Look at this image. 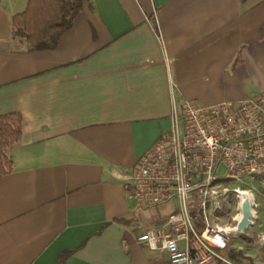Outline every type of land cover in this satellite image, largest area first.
Returning a JSON list of instances; mask_svg holds the SVG:
<instances>
[{
  "label": "crops",
  "instance_id": "obj_1",
  "mask_svg": "<svg viewBox=\"0 0 264 264\" xmlns=\"http://www.w3.org/2000/svg\"><path fill=\"white\" fill-rule=\"evenodd\" d=\"M26 3L0 0V114L21 115L0 175V264L73 248L65 264H171L136 239L163 212H140L124 181L183 100L264 91V0H82L38 50L11 36ZM249 244L209 264H264V238Z\"/></svg>",
  "mask_w": 264,
  "mask_h": 264
},
{
  "label": "built area",
  "instance_id": "obj_2",
  "mask_svg": "<svg viewBox=\"0 0 264 264\" xmlns=\"http://www.w3.org/2000/svg\"><path fill=\"white\" fill-rule=\"evenodd\" d=\"M171 121L123 184L137 207L173 205L161 223L137 224L136 239L164 252L171 264L225 261L239 232L242 191L250 195L252 224L256 217L254 193L241 185L264 187V91L207 105L185 99Z\"/></svg>",
  "mask_w": 264,
  "mask_h": 264
},
{
  "label": "trees",
  "instance_id": "obj_3",
  "mask_svg": "<svg viewBox=\"0 0 264 264\" xmlns=\"http://www.w3.org/2000/svg\"><path fill=\"white\" fill-rule=\"evenodd\" d=\"M81 3L82 0H27L24 9L12 16L11 36L24 42L28 50L53 48L60 35L71 27ZM20 132L18 112L0 114V175L12 168L7 150L18 140ZM74 250H62L56 258L57 264H65Z\"/></svg>",
  "mask_w": 264,
  "mask_h": 264
},
{
  "label": "rangeland",
  "instance_id": "obj_4",
  "mask_svg": "<svg viewBox=\"0 0 264 264\" xmlns=\"http://www.w3.org/2000/svg\"><path fill=\"white\" fill-rule=\"evenodd\" d=\"M243 188H248L254 193L255 197V220L254 223L250 226L245 228L241 232H237L235 235L231 236L229 241V246L233 248H238L241 246L240 250L243 253H251L252 246L249 243L252 242H259L261 240L260 229L264 227V187L260 186L257 182L248 183V186H242ZM173 208L172 204H162L159 207H156L155 210H161L164 216H167L171 213ZM151 209L149 208H141V211L149 212ZM145 225V224H144Z\"/></svg>",
  "mask_w": 264,
  "mask_h": 264
},
{
  "label": "water",
  "instance_id": "obj_5",
  "mask_svg": "<svg viewBox=\"0 0 264 264\" xmlns=\"http://www.w3.org/2000/svg\"><path fill=\"white\" fill-rule=\"evenodd\" d=\"M253 208L251 207V203L249 199H244L241 205V218L236 224V229L241 232L245 228L250 227L252 225L251 217L253 216Z\"/></svg>",
  "mask_w": 264,
  "mask_h": 264
},
{
  "label": "bare ground",
  "instance_id": "obj_6",
  "mask_svg": "<svg viewBox=\"0 0 264 264\" xmlns=\"http://www.w3.org/2000/svg\"><path fill=\"white\" fill-rule=\"evenodd\" d=\"M241 194H242V198L243 199H249L250 198V195H249V193L248 192H246V191H242L241 192ZM236 218H241V213H238L237 215H236Z\"/></svg>",
  "mask_w": 264,
  "mask_h": 264
}]
</instances>
